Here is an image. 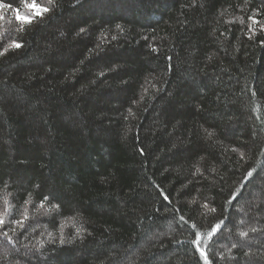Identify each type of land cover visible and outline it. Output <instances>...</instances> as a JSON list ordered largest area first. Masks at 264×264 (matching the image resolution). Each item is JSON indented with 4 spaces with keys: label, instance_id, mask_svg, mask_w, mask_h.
<instances>
[{
    "label": "trees",
    "instance_id": "1",
    "mask_svg": "<svg viewBox=\"0 0 264 264\" xmlns=\"http://www.w3.org/2000/svg\"><path fill=\"white\" fill-rule=\"evenodd\" d=\"M2 2L0 264H264V0Z\"/></svg>",
    "mask_w": 264,
    "mask_h": 264
},
{
    "label": "snow or ice",
    "instance_id": "2",
    "mask_svg": "<svg viewBox=\"0 0 264 264\" xmlns=\"http://www.w3.org/2000/svg\"><path fill=\"white\" fill-rule=\"evenodd\" d=\"M52 0H49V3H51ZM23 3L25 4V6L27 7V13L26 14H21L19 9H13V11H15L16 15H15V20L18 24H21L22 27L20 28V31L24 30V26H30L33 23L36 22L37 18L43 19L45 17V15L49 12H51L53 9L51 7H48L46 5L40 4L37 2V0H23ZM7 7L6 5L3 4L2 0H0V9H3ZM0 19H3V14L0 13ZM249 19H252V17H250ZM255 22V21H254ZM120 26L117 25V28H119ZM81 32L84 31L83 28L80 29ZM113 39H115V37H113ZM11 47L19 49L21 47H23V43L20 41H16L13 40L11 43ZM8 49H0V55L5 54V52ZM209 136H211V133H209ZM142 152V150H141ZM197 172H199V169H197ZM253 175V170H249L247 176L244 178V184H246L248 182V180L252 177ZM243 186H241V189L238 191H235L232 193L231 197L228 199L227 201V205L230 208L233 204L234 201L237 200L238 196H240L241 191L243 189ZM47 199V198H45ZM165 199H167V196H165ZM5 203H8L7 199L5 200ZM44 202H41V207H43ZM53 208L58 207V205H53ZM203 207L205 208H209V206L207 204L203 205ZM211 212H215V208H210L209 209ZM45 211H50V209H45ZM28 217L27 215H25L24 220H26ZM184 217L181 216L180 220L184 221ZM23 220L20 221H13V223L15 224H19V225H23ZM229 217L225 216L223 217L221 220H219L217 223L213 224L211 229L207 232V236L204 237L201 234L197 233L196 238L191 241V243L193 244V246L195 247L196 251L199 252L200 257L203 260V264H211V261L209 260V256H208V252H209V248L210 245L212 244V242L215 240V237L217 236V234L221 231H223L225 229V227L227 226V224L229 223ZM5 221L2 217H0V225L4 224ZM193 228H195L196 226L193 224L192 225ZM82 231V229H77V234H79ZM249 231L255 232L256 229L252 228ZM5 236H7V233H4ZM239 237L241 238H245L248 235L247 231H239L238 232ZM49 236H51V233H49ZM9 242H11L9 240ZM61 244L64 243V239L63 236H61ZM40 246L43 247V241H40ZM232 247H236L235 244L232 245ZM229 252H231V249H229ZM221 258H223V255H221Z\"/></svg>",
    "mask_w": 264,
    "mask_h": 264
}]
</instances>
